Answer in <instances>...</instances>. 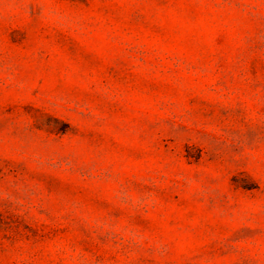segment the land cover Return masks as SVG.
I'll return each instance as SVG.
<instances>
[{
    "label": "rangeland",
    "instance_id": "1",
    "mask_svg": "<svg viewBox=\"0 0 264 264\" xmlns=\"http://www.w3.org/2000/svg\"><path fill=\"white\" fill-rule=\"evenodd\" d=\"M0 264H264V0H0Z\"/></svg>",
    "mask_w": 264,
    "mask_h": 264
}]
</instances>
